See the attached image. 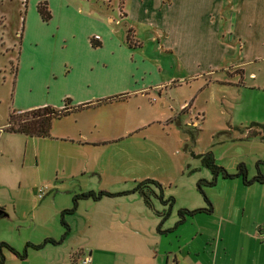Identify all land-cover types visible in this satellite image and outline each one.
I'll use <instances>...</instances> for the list:
<instances>
[{
  "label": "rangeland",
  "instance_id": "1",
  "mask_svg": "<svg viewBox=\"0 0 264 264\" xmlns=\"http://www.w3.org/2000/svg\"><path fill=\"white\" fill-rule=\"evenodd\" d=\"M22 11L18 1L0 0V148L7 149L0 153V242L14 248L44 233L60 237L62 218L68 226L66 241L80 250L83 215L98 203L146 220L137 209L141 195L136 188L146 178L160 184L163 199L173 197L169 210L177 221L178 208L202 199L201 189L206 196L214 187L205 183L211 172L198 156L206 151L229 173L242 163L247 176L257 170L264 175V59L239 67L222 62L213 68L185 67L168 57L157 64L149 58L128 63L125 76L113 75V81L98 84L95 91L102 92L101 97L84 99L92 93L76 87L64 53L57 52L51 62L46 39L44 58L32 71L23 70L15 82L14 32ZM52 65L54 72L66 73L48 84ZM114 69L108 63L88 74H114ZM64 95L80 102L106 98L52 120L48 136L3 129L14 105L46 97L58 102ZM142 188L154 205L160 204L150 191L158 192L157 185L148 182ZM99 190L110 194L97 199L87 194ZM73 201V211L61 214ZM5 249L0 246V256Z\"/></svg>",
  "mask_w": 264,
  "mask_h": 264
},
{
  "label": "crops",
  "instance_id": "2",
  "mask_svg": "<svg viewBox=\"0 0 264 264\" xmlns=\"http://www.w3.org/2000/svg\"><path fill=\"white\" fill-rule=\"evenodd\" d=\"M16 1L23 14L14 32L18 39L15 82L23 70L32 71L44 58L41 48L46 39L48 52L53 53L51 62L57 52L64 53L76 87L92 93L84 99L101 97L103 93L95 91L98 84L113 81V75L125 76L128 63L149 58L158 60L157 64L168 57L185 67L204 64L213 68L222 62L239 67L264 59V0H25L24 5ZM39 1L46 3L47 20L37 12ZM126 28H131L138 45H127ZM93 34L99 38L92 39ZM108 63L115 68L114 74L89 77L91 69ZM65 73L54 72L52 65L48 84ZM64 98L74 106L106 97L81 102L67 95L58 102L46 97L13 109L61 106ZM0 153L6 154L7 149ZM213 185L206 192L211 210L184 218L185 226L178 227L169 210L157 228L159 217L142 197L137 209L145 221L124 216L116 205L98 203L83 215L80 250L74 251L65 237L59 240L44 233L32 242L42 245L27 247L23 257L2 250L0 264H77L84 253L89 255L88 264H264V183L219 174ZM204 205L203 198L184 203L186 208ZM155 206L152 202L155 210L164 207ZM14 248L21 250L23 245Z\"/></svg>",
  "mask_w": 264,
  "mask_h": 264
},
{
  "label": "trees",
  "instance_id": "3",
  "mask_svg": "<svg viewBox=\"0 0 264 264\" xmlns=\"http://www.w3.org/2000/svg\"><path fill=\"white\" fill-rule=\"evenodd\" d=\"M22 4L24 5L25 0H20ZM37 12L39 13L40 17L43 20H47L49 18V11L47 9L45 1H39L36 4ZM125 42L128 46H136L139 44L137 40L134 39L133 33L131 28L125 29ZM92 45H98L97 42H94L91 40ZM101 100L96 102H83L74 106L68 105V98L63 99V104L61 106H53V105H42L22 111H16L13 108H10L7 112L6 116V122L4 126V130L10 131V132H17L24 135H30V136H48L49 131L51 128V122L54 119L60 118L69 112L73 110H78L81 108L89 107L91 105H95L99 103ZM200 162L202 165H204L206 168H208L211 172V178L209 180H206L205 183L207 185H213L215 182L216 175L220 174L222 177H233V176H239L244 182H252L256 181L259 183H264V175L260 173V171H256L254 174L247 176L246 169L242 163H238L236 165V169L234 172H227L225 171L221 166H218L214 163L213 157L210 151H206L203 153L198 154ZM148 182H151L152 184H155L159 187L158 192H155L153 190H150L152 194L160 201V203L164 206L160 210H155L154 213L159 217L158 226L162 223V221L168 216L170 206L173 202V197L168 196L166 199L162 198L161 190H160V184L153 180V179H143L137 182L136 188H139L140 195L142 197L143 203L147 207H152V202L148 196L147 191L142 188L143 186H146ZM202 194V198L205 202L204 206H199L195 208H186V207H180L177 209V214L179 218L177 219L176 223H180L184 220L186 215H192L194 213L199 212H209L211 210V204L208 200V198L205 196V194L202 192V189L200 190ZM88 195H91L93 199H97L101 197L102 195H108L110 194L106 190H99L97 192L94 191H88ZM75 202L73 201V206L69 208H64L60 211V213L64 212H71L74 209ZM3 214V211L0 207V215ZM60 222L64 226L63 233L59 237V240L64 237V235L68 231V226L66 222L60 218ZM44 241H52L55 242L56 240H53L51 238H45ZM4 246L6 249H8L10 252L16 254L17 256L23 257L25 255V251L27 247L30 248H39L42 245L41 243H32V242H25L23 245V248L21 250H17L10 246L6 242H0V246ZM2 261V254L0 256V262Z\"/></svg>",
  "mask_w": 264,
  "mask_h": 264
},
{
  "label": "built area",
  "instance_id": "4",
  "mask_svg": "<svg viewBox=\"0 0 264 264\" xmlns=\"http://www.w3.org/2000/svg\"><path fill=\"white\" fill-rule=\"evenodd\" d=\"M91 38L92 39H98L99 36H98V34H93ZM263 241H264V239H263ZM89 259L90 258H89L88 253H84L83 255L80 256V259H79L77 264H88Z\"/></svg>",
  "mask_w": 264,
  "mask_h": 264
}]
</instances>
